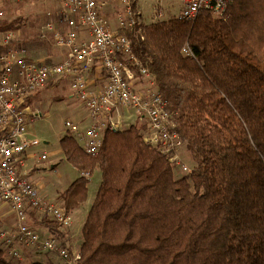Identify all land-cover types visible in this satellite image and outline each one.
<instances>
[{
  "label": "trees",
  "instance_id": "1",
  "mask_svg": "<svg viewBox=\"0 0 264 264\" xmlns=\"http://www.w3.org/2000/svg\"><path fill=\"white\" fill-rule=\"evenodd\" d=\"M0 11V31L23 27L3 2ZM128 35L194 165L181 172L147 143L145 123L106 130L96 153L65 133V158L102 172L79 264H264V0H233L224 17L149 21ZM89 183L80 175L62 192L68 213L87 201ZM42 220L64 240L57 222ZM0 264H14L1 248Z\"/></svg>",
  "mask_w": 264,
  "mask_h": 264
},
{
  "label": "built area",
  "instance_id": "2",
  "mask_svg": "<svg viewBox=\"0 0 264 264\" xmlns=\"http://www.w3.org/2000/svg\"><path fill=\"white\" fill-rule=\"evenodd\" d=\"M26 1V0H13ZM59 9L48 12V20L39 29L42 38L53 36L57 47L67 49L63 61L48 63L28 58L26 49L16 44L17 31H0V200L6 202L15 214V227L0 226V239L9 254L21 258L18 244L38 250L57 253L61 264H79L80 249L69 246L56 235H42L30 225L31 211L38 216H49L63 229H69L73 218L63 203L47 199L40 188L37 175L44 167L32 165L29 150L40 144L30 138L27 122L43 114L29 104L31 96L51 81L70 78V86L88 112L86 127L70 119L65 121L66 132L71 133L88 153L99 151L106 130L124 128L125 109L133 108L146 125L144 140L155 144L170 156L183 172L192 171L183 159L184 140L168 103L155 87L154 78L144 62L133 52L128 34L141 31V24L165 19L161 0H151L155 15L148 20L137 9L139 0H57ZM233 0H177L179 12L173 16L194 21L204 10L224 17ZM3 0H0V4ZM116 2L115 15H108L111 3ZM4 13L0 11V19ZM57 17V20H56ZM61 23V26L57 24ZM86 31L87 37L80 32ZM190 52L189 47H185ZM103 75L99 83L91 84L92 70ZM45 156H43L44 158ZM88 178L91 173L80 171Z\"/></svg>",
  "mask_w": 264,
  "mask_h": 264
},
{
  "label": "rangeland",
  "instance_id": "3",
  "mask_svg": "<svg viewBox=\"0 0 264 264\" xmlns=\"http://www.w3.org/2000/svg\"><path fill=\"white\" fill-rule=\"evenodd\" d=\"M139 2H141V4L138 5L137 9L140 11L142 17H145L146 15L145 19L148 20L150 17L155 15V5L151 0H139ZM160 4L166 11V18H170L175 13L179 12V4L177 0H161ZM3 6L7 11L6 15L8 18L21 17L24 21L23 27L17 32V38L15 41L16 44L22 43L24 47L28 49V52L33 51L39 56H45L37 58L32 53H29L30 56L36 58L35 60L46 58V61H51L52 58L49 56V54L54 53L58 47L54 44L51 34H49L48 38H42L40 36L39 29L47 22L48 12H55L59 9V2L57 0H26L19 2L13 0H3ZM116 7V2L111 3L109 11L111 9L115 11ZM64 84L68 85L67 82L59 84L60 86L50 85L47 88H41L35 92L34 95L39 93L38 97L42 100V103H39L38 105L33 104L32 106L37 110H41L43 114L38 118L32 117L27 122V131L29 137L38 139L42 144L40 148H46L47 151L51 150L53 154L57 156L55 158L60 157L57 159V163L59 164L55 169V172L52 173L53 178H51V182L53 184L56 182H64L65 179H61V174L65 175L69 169L76 171L74 166L65 158L60 146L61 137L67 133L65 121L67 119H74L76 121L74 113L75 107L80 108L79 111H82L83 115L88 113L86 109H83V106L79 101H75V104H73L75 106H73L71 103L67 104L65 102L68 97L66 94L68 93L61 89L63 86H65ZM125 112L128 114V116H125L124 127H128L131 124H137L138 126H142L144 124V120L139 114L135 112L133 108L125 109ZM46 141L49 143L46 144ZM183 149L182 157L184 161L189 166L193 167L194 162L190 152L188 149H186V147H183ZM44 170L45 168L43 171ZM101 182L102 172L100 169H96L90 177L89 197L87 201L80 207L76 208L79 213H82V215H78V218H76L74 214V217L72 216L74 222L72 229L75 231L76 238H73L71 242L69 241L67 244L75 249L81 248L84 237L83 225L87 216L86 213L93 204ZM76 209H74L72 212H74ZM72 212L70 213L71 215ZM37 252L41 254L44 253L43 250H37ZM24 263L26 262H17V264Z\"/></svg>",
  "mask_w": 264,
  "mask_h": 264
},
{
  "label": "crops",
  "instance_id": "4",
  "mask_svg": "<svg viewBox=\"0 0 264 264\" xmlns=\"http://www.w3.org/2000/svg\"><path fill=\"white\" fill-rule=\"evenodd\" d=\"M139 4H141V2H139ZM107 13L111 18L113 17V15H115V12L112 9L110 11H108ZM56 20H57V17H56ZM57 24L59 26H61V23H59L58 21H57ZM80 36L88 38V34L85 30L80 32ZM52 38H53V36H52ZM27 50L28 49H26L27 55L32 59H36V58H33L32 56H30L29 53H32L37 58L45 57V56H39L38 54H35L33 51L28 52ZM49 56L52 58L51 61H46V58L41 59V60L46 61V62H51V63L63 61L67 57V49H62V48L58 47L56 49V51L54 53L49 54ZM89 74H91L89 77V79H90L89 81L91 84L99 83L98 79L100 77H102V75H103V73L100 70H96V69L92 70ZM66 82L68 83V85L64 84L65 86H63L61 89L64 92L68 93V94H66V95H68V97L65 100V102L67 104L71 103L73 105V104H75V101H79V100L76 97H74V95H73V92H72L71 86H70V78H62V79L57 80V81H52L48 85L60 86L59 84L66 83ZM34 94L31 96L28 103L31 105H33V104L38 105L39 103L41 104L42 100L39 99V97H38L39 93L37 95H34ZM73 106H75V105H73ZM82 106H83V104H82ZM79 109L80 108H77V107L74 108L76 121L74 119H70V120L78 122L82 126L86 127L90 123L88 113L83 115L82 111L80 112ZM83 109H85L84 106H83ZM48 143L49 142L46 141V144H48ZM41 146H42V144L40 143L39 145L32 147L28 152V155H27L28 159L32 165H35V166L40 165L41 167L43 166L45 168L42 175H40V176L37 175V180L40 183V188H41L43 195L49 200L63 203L62 198H61L62 192L68 187V185L71 182H73L78 176H80V171L76 167H74L76 171H74L73 169H69L65 175L61 174V179L62 180L65 179L64 182H62V183L56 182L55 184H53L51 182V178H53L52 173L55 172V169L57 168V166L59 164V163H57V161H58L57 159H59L60 157L55 158L57 156H55L51 150L47 151L46 148H40ZM183 150L184 149H182V151H181L182 155H183ZM43 156H45V157L43 158ZM46 160H47V162H46ZM60 161H61V159H60ZM33 214H35V216ZM33 214H31V219L29 222H30V225L32 226V228L34 230H36L37 232H39L42 235H47V234L55 235V231H53L51 226H49V224L46 221L42 220L44 217L38 216L35 212ZM73 214L75 215L76 218H78V215H82V213H79L77 211V209L74 212H72V216H73ZM87 214H88V212L86 213V215ZM35 217H37V218H35ZM0 226L4 227V228H14L15 227V214H14V212L11 210V208L9 207V205L6 202H3L1 200H0ZM62 231L64 233L63 239L65 240L66 243H68L69 241L71 242V240L73 238H76L75 231H74V229H72V226L69 229H62ZM17 246H18L17 248H18L19 252L21 253V258H18L12 254H9L8 247L6 246L4 241L0 239V248L5 251V253L8 255V258L12 262H14V264H17V262H26L24 264H28V263H31L33 261H42L45 263H50V262H54L56 260L58 261V263H61V259L57 253H50V252L44 251V253L41 254V253L37 252L38 249L36 250L35 248H32V247H26L25 245H22V244H18ZM57 261L54 263H57Z\"/></svg>",
  "mask_w": 264,
  "mask_h": 264
}]
</instances>
